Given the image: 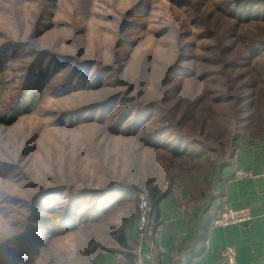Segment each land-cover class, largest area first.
<instances>
[{"label": "rangeland", "instance_id": "rangeland-1", "mask_svg": "<svg viewBox=\"0 0 264 264\" xmlns=\"http://www.w3.org/2000/svg\"><path fill=\"white\" fill-rule=\"evenodd\" d=\"M138 1L57 0L49 10L50 14L43 21L46 26L39 28L32 47L71 55L78 61L96 59L100 61L99 66L113 65L114 71L105 74L101 86L92 89L89 85L98 81V66L85 72L81 70L72 84L75 87L64 88L62 85L75 62L62 67L35 108L6 128L9 141L4 147L8 152L0 157L13 160L23 169L24 177L15 182L0 179V205L12 210L9 216L0 214V242L20 231L17 224L21 223L22 215L28 214L26 209L31 207V199L43 191H54L67 184L75 191L96 188L108 194L132 187L145 193L146 177L161 187L169 184L174 176L177 180L209 171L218 154L227 157L231 153L239 124L236 119L247 117L250 95L263 91V83H256L252 70L264 63V51L254 63L243 67L244 64L238 62L242 50L238 36L249 30L257 32L259 28L264 38V23L238 25L226 19L220 8L227 0H187L180 5L171 0H146L140 15H128L132 24L120 34L119 19ZM40 6L35 1L3 0L0 29L16 38L20 27V40H26ZM139 10L135 8L134 13ZM231 33L236 36L230 38ZM203 34L205 36H201ZM118 39H122L121 48L117 47ZM181 47L186 49L182 67L187 72L172 75L170 85L164 89L161 81L164 68L174 62ZM18 52L19 49L10 51L11 54ZM23 52L20 50L19 54ZM136 59H140L138 63ZM233 63L238 67L230 68ZM141 67H144L142 72ZM192 72L199 76V81H189L188 73ZM13 75L8 72L6 77L9 80ZM119 79L130 86L115 85ZM17 83L10 84L16 86ZM254 83L255 87L250 88ZM115 94L120 97L103 107ZM237 98L239 104H236ZM153 101L158 103L147 109ZM85 109L88 110L84 116L60 122L62 115H74ZM129 109H133V113L150 110L140 116L147 125L137 137L112 136L109 131L112 117L118 119ZM238 109L240 112L236 115ZM211 113L213 118L205 125ZM134 119L135 116L128 118L122 131L128 129ZM203 128H207L210 137L200 133ZM151 132H156L154 141L160 143L159 147H144L142 137ZM24 142H27L28 152L18 161ZM177 149H184L186 155L175 158L173 153ZM105 175L117 180L109 191L102 188L108 181ZM127 197L133 198L130 194ZM100 199L94 195L81 199L70 223L76 226L52 236L48 229L63 220L67 200L63 195L52 197L50 202L44 200L42 205L54 209L41 210L37 234L9 246L0 254V263L46 264L51 255L58 263H65V258L72 260L79 247L76 237L80 238L82 232L87 231L83 230L87 211ZM128 200L121 202L123 215ZM112 201L116 207L119 205L117 198L113 197ZM119 212L117 210V217Z\"/></svg>", "mask_w": 264, "mask_h": 264}, {"label": "trees", "instance_id": "trees-1", "mask_svg": "<svg viewBox=\"0 0 264 264\" xmlns=\"http://www.w3.org/2000/svg\"><path fill=\"white\" fill-rule=\"evenodd\" d=\"M2 1L3 0H0V3ZM28 1L38 2L39 4H41V6L39 7L38 14H34L35 20L32 21L33 23H31V28L27 33L26 40H20V35L22 34L20 33V27L18 28L19 33L17 34L19 35V37L16 38H13V35L9 31L0 29V154H6L8 152L7 147H4L5 142L9 141L5 133L6 128L13 126V124L16 123L22 115L35 108L38 101L46 93V90L52 78L62 67L75 62L74 67L71 68L68 75V80L62 85L64 86V88L75 87L72 84L75 81L76 75L81 70H84L85 72L86 70L89 71L93 66H98V81L96 84L89 85L93 87L92 89L101 86L102 77L105 74L114 71L113 65L99 66L100 61L96 59H91L90 61H78L74 59V57H71V55H58L48 49H36L32 47L34 40L37 39V36L40 33L39 28H43L44 26H46L43 25V21L45 20V17L50 14L49 10L52 8V6L55 5L57 0ZM171 1H173L177 5L187 2V0ZM145 2L146 0H139L132 9L128 10L125 15L121 16L118 24L120 34H123L126 29H128L132 24L128 20L129 16H131L132 14L140 15V12L146 6ZM223 4L224 5L222 6V8H220L219 6L220 10L223 9V11L221 10L222 16L228 20H232L235 24L240 25L259 21L264 23V0H227L224 1ZM135 8H140L141 10L134 13ZM201 36H205V34ZM235 36V33L230 34V38H233ZM238 39L239 43L242 44V50L238 62L244 64L242 65L243 67H248L263 54V35L259 32V28H257V32L251 30L246 31L238 36ZM118 42L120 44H118L117 47L121 48L120 46L122 45V39H118ZM14 49H19V52L20 50H24V52L21 54H19V52L17 54H11L10 51ZM185 50V48L182 49L181 47L174 62L164 68L163 76L161 78L162 88L165 89L168 85H170L172 81V75H175V73L183 71L184 73L187 72L186 69L182 67V62L185 58ZM139 60L140 59H136V63H138ZM10 63L17 64L18 66L14 68L10 65ZM141 64L143 65V62ZM237 67V63H233V65H230V68ZM142 70L144 71V67H141L140 71L142 72ZM8 72L14 74L12 77H10L9 80L6 77ZM252 74L254 76V79H256V83H263V91H259L258 94L255 93L253 95H250L251 101L248 108L249 113L248 115H246L247 117H242L239 120L236 119V123L238 121L239 124H237L236 126V135L233 139L232 147L230 148L231 153L227 157L223 156L222 153L218 154L216 160L220 159L229 161L234 154V144L238 138L244 136H255L264 131V63L259 66L257 70H252ZM188 76H191L189 80L190 82L199 81V76H197L194 72L188 73ZM15 81H18L17 85L14 86V83V87L11 86L10 83H13ZM114 84L128 85L126 81L120 79L117 80ZM79 86L81 87V85ZM250 86V88L255 87V83ZM119 97L120 95L115 94V96L107 99V101L103 103L104 105L102 106H107L109 103L116 101ZM239 100L240 99L237 98L236 104L240 103ZM152 103L153 104L147 106V109L154 107L158 102L153 101ZM147 109L145 111H137L136 113H133V109H129L126 114H122L118 119L112 117L111 124L113 125H110L111 129H109L112 136H120L121 138H127L131 136L137 137L138 133L143 131V128H145V126L147 125V123L142 122V118L140 117L141 115L143 116V112H145V114H148V112H150V110L148 111ZM87 110L88 109H85L81 112L78 111L79 113H76L74 115L67 114L65 117L64 115H62V119L60 122H64L67 119L74 120L76 116H84ZM239 112L240 109H238L236 115H239ZM131 116H135V119L133 121L135 122L134 125L132 122L133 126L131 125V129L130 126L128 129L122 131V126L126 124L128 118H130ZM212 118L213 115L211 113L206 117L204 124L207 125L208 122L212 120ZM243 121H246V123L242 124ZM67 126H69V124ZM200 133L207 134L206 137H210V133L208 132L207 128H203ZM156 135V132H151L148 133L145 137L143 136L142 138H144L145 142L144 147H159L160 143L154 141L157 138ZM142 138H139L140 142L142 141ZM218 145L222 146L221 143H218ZM26 146L27 142H24V145L22 146L23 150L19 154L18 161H22V159L26 157L28 152V147L26 148ZM186 153L187 152L184 149L182 151H179V149H177L176 151H174L173 156L175 158H178L186 155ZM22 171L23 169L15 164L13 160L7 161L0 157V179H4L5 181L10 180L14 182L19 181L22 177H24ZM182 173H185V171H182ZM175 177L176 176L172 177L171 181H169V184H171L175 180ZM27 178L29 177L27 176L26 179ZM105 178L108 181L104 183L106 184V186L102 188H108L107 191H109L115 187V185L117 184V182L115 181L117 180L114 179L115 181H113V179H111L109 175H105ZM151 179H148V177H146L144 186H146L147 188H145V193L151 198V200H157L161 196H163L162 194H164L166 191H159V186L152 184L153 181H151ZM133 190L140 191L136 188L131 187L119 188L118 191H110L111 193L107 192L108 194H104L103 189L96 188H83L79 191H75L73 189V186L67 184L59 187L54 191H43L42 193L33 196V198L31 199V207L29 206L30 208L26 209V211H28V214L22 215L21 223L17 224L18 230L20 231L0 242V254L5 252V250L8 249L9 246H12L13 244L21 241H27L37 234L36 226L37 222L41 220V210L44 209L45 211H53L54 209V207H47L46 205H42V203L44 202V200L50 202L51 198L56 195H63L67 200V205L62 216L63 220H61V223L57 225L58 227H50L48 229L51 236L57 234L58 231L63 234L67 232V230H72L76 226L75 224L70 225L71 221L73 220L72 216L75 213L74 208L75 206H77V203L81 199L85 198V196L87 197L89 195H94L102 199L97 200L94 208L87 211L85 218L86 221L83 226V230L87 229V231L84 230L82 232L83 235L80 238L76 237L75 239L77 240V242H79V247H77L75 250V257L72 260L65 258V263H58L57 258L51 255L48 258L46 264H91V256L97 249L127 247L123 239V227L127 219L123 217L121 224L118 223L117 207L114 205L115 201L112 200L113 197L114 199L117 198L118 203L120 204L123 199L127 198L128 194H131ZM134 199L138 201L136 197H134ZM132 207L133 204H128L127 211L130 212L132 210ZM11 212V209L0 205V214L9 216ZM110 216H112L111 220L108 219ZM131 250L133 251V248H131ZM60 254L64 256L63 253Z\"/></svg>", "mask_w": 264, "mask_h": 264}, {"label": "crops", "instance_id": "crops-1", "mask_svg": "<svg viewBox=\"0 0 264 264\" xmlns=\"http://www.w3.org/2000/svg\"><path fill=\"white\" fill-rule=\"evenodd\" d=\"M234 146L229 161L218 159L209 171L159 186L166 192L157 200L142 191L152 204L149 236L142 243V251L151 254L145 264H227L220 251L229 245L236 250V264H264V131L238 138ZM238 169L251 175L236 178ZM136 202L129 198L127 204L133 207L125 215L121 203L117 206L118 223L127 219L123 227L127 247L97 249L91 264H135L131 248L136 239ZM224 206L248 207L250 221L212 225V217Z\"/></svg>", "mask_w": 264, "mask_h": 264}, {"label": "built area", "instance_id": "built-area-1", "mask_svg": "<svg viewBox=\"0 0 264 264\" xmlns=\"http://www.w3.org/2000/svg\"><path fill=\"white\" fill-rule=\"evenodd\" d=\"M250 175V171L245 169H238L234 173L236 178L248 177ZM131 194L138 199L135 223L136 239L133 244L134 260L135 264H145V261L150 259L151 254L142 251V243L149 236V220L152 207L143 192L133 190ZM250 219L251 213L248 207L230 208L224 206L212 217L211 223L214 226H227L247 223ZM220 255L227 264H236V250L233 246L224 247L220 251Z\"/></svg>", "mask_w": 264, "mask_h": 264}]
</instances>
